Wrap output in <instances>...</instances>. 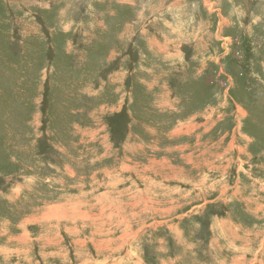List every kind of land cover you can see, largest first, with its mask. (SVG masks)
Returning a JSON list of instances; mask_svg holds the SVG:
<instances>
[{"label":"rangeland","instance_id":"rangeland-1","mask_svg":"<svg viewBox=\"0 0 264 264\" xmlns=\"http://www.w3.org/2000/svg\"><path fill=\"white\" fill-rule=\"evenodd\" d=\"M0 264H264V0H0Z\"/></svg>","mask_w":264,"mask_h":264},{"label":"bare ground","instance_id":"bare-ground-1","mask_svg":"<svg viewBox=\"0 0 264 264\" xmlns=\"http://www.w3.org/2000/svg\"><path fill=\"white\" fill-rule=\"evenodd\" d=\"M139 206V205H138Z\"/></svg>","mask_w":264,"mask_h":264}]
</instances>
